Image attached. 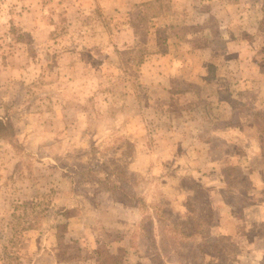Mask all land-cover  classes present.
<instances>
[{"label":"rangeland","instance_id":"rangeland-1","mask_svg":"<svg viewBox=\"0 0 264 264\" xmlns=\"http://www.w3.org/2000/svg\"><path fill=\"white\" fill-rule=\"evenodd\" d=\"M0 119V264H264V0H0Z\"/></svg>","mask_w":264,"mask_h":264},{"label":"trees","instance_id":"trees-1","mask_svg":"<svg viewBox=\"0 0 264 264\" xmlns=\"http://www.w3.org/2000/svg\"><path fill=\"white\" fill-rule=\"evenodd\" d=\"M13 130H12V126L10 125V123L6 120H2L0 119V140H6L9 142H12L14 140L13 137ZM14 144V143H13ZM262 146V144H261ZM42 213L44 212V210H41ZM59 215L64 218V222H60L61 224H57L56 228L60 229L62 232H66L67 231V227H68V223H67V219L70 217V213L66 210L62 211L61 213H59ZM14 217V215H13ZM35 227H37L36 225L33 224H28L26 226H21L20 229H18V227L13 226V239L18 235L19 232H24L25 230H29V229H34ZM14 243H16V241L13 240V245ZM16 247V245H14ZM100 257H102L103 259V255H99ZM15 259H17V257L15 256ZM114 260V262H111L112 264H121V262H119V258H117V256H113V255H108L106 254V256L104 257L102 261V264H109L110 261L109 260Z\"/></svg>","mask_w":264,"mask_h":264}]
</instances>
